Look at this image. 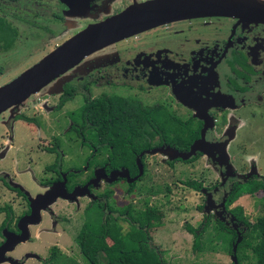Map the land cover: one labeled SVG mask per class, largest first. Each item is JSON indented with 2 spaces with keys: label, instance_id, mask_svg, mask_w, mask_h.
Returning <instances> with one entry per match:
<instances>
[{
  "label": "flooded vegetation",
  "instance_id": "1",
  "mask_svg": "<svg viewBox=\"0 0 264 264\" xmlns=\"http://www.w3.org/2000/svg\"><path fill=\"white\" fill-rule=\"evenodd\" d=\"M146 1L150 0H0V40L8 34L9 26L13 29L14 40L10 50H4L0 44V55L14 49L17 40L33 39L27 34L22 36L23 28L38 33L41 30L52 32V28L42 27L43 19L65 25L70 23L66 22L70 18L85 27L134 3ZM80 28L74 34L81 31ZM130 39L133 40L127 47L121 46V43H128L125 39L87 57L84 65L77 69H83L79 76H73L77 75L74 70L70 80L61 84L56 82V89L59 85L61 94L53 108L55 112L72 103L74 97H80L79 105L65 113L69 121L67 128L59 129L58 114L50 116L51 111L42 109L41 103H35V99L31 101L33 97L11 112L6 110L0 114V250L11 248L0 251V264H52L53 255L56 259H65L54 240L61 233L68 236L66 229L70 221L82 219L73 239L76 246L81 230L90 222L103 224L104 210L111 211L107 209L109 204L94 192L101 190V194H111L109 189L126 184L130 197L142 199L139 209L132 206L137 199L131 203L134 213H128L129 218L149 214L146 205L150 207L151 201L147 202L148 197L155 199L150 188L153 162L147 160L152 157H158L157 164L162 160L167 169L200 159L211 166L215 178L208 188L200 189L199 184L185 183L204 195L206 219L203 224L206 227L203 232L202 228L198 233L193 230L199 242L212 227L211 219L215 225L223 226V233L229 239L232 234L236 241L235 229L239 238L246 231L242 221L235 219L236 208L228 209L237 199L230 202V198L237 186L264 177L257 176L251 167L249 171L255 175L244 180L234 177L225 147L229 141L227 132H233L230 129L232 112L247 109L249 105L264 107V25L223 17L194 18L167 23ZM93 64L97 69L89 77ZM95 77L96 83L105 78L103 93L92 96ZM75 84H80L78 89ZM109 99L131 105L134 115L140 113L144 117V123L138 128L139 134L123 142L129 149L130 170L119 165L118 155L111 158L110 140L103 132H96L89 121L94 110L92 105ZM250 116L255 118L256 113ZM242 122L249 125L244 116ZM182 132H194V138L186 147ZM201 138L207 145L205 152L195 149L185 160L176 157L186 154ZM74 148H79V153L84 155L73 165L63 157L75 152ZM25 180L30 182L27 187ZM62 182L67 195L74 191L79 193L71 199H54L38 211L37 223L25 227L18 224L31 213L29 199ZM217 193L220 198L216 203L213 196ZM201 210L204 212L203 207ZM90 216L92 220H88ZM130 224L136 225L132 221ZM24 228L27 239L21 241ZM190 235L194 243V236ZM14 240L20 241L13 243ZM43 248L46 257L40 256Z\"/></svg>",
  "mask_w": 264,
  "mask_h": 264
},
{
  "label": "rangeland",
  "instance_id": "2",
  "mask_svg": "<svg viewBox=\"0 0 264 264\" xmlns=\"http://www.w3.org/2000/svg\"><path fill=\"white\" fill-rule=\"evenodd\" d=\"M46 15L50 16V14ZM43 20L42 27L46 28V30L52 28V32L48 33L47 31L44 32L41 30L39 34L37 31H25V28H23L24 31H22V36L25 37V34H27L33 37V39L25 40L23 38L17 40L14 44V49L7 54L0 55V87L30 68L57 46L68 40L69 35L74 34L80 27L84 26V24H76V21L74 23L70 18V21L66 20V22L70 23L65 25H59L52 20L51 23L46 19ZM85 27L80 29L83 30ZM36 36H38V38H36ZM130 38L126 39L128 43H121V46H129L128 44L133 40ZM96 53L97 52H95V54ZM85 61L86 58L65 75L61 76L59 80L57 79L41 89L39 91L41 93L35 94L36 96L31 95L26 100L29 102L28 100L33 97L31 101L35 99V103H41L40 107L42 109L45 108L47 112L51 111L50 116H57L58 114V119L61 120H59L58 123L59 129L67 128L69 121L65 118V113L79 105L80 97H74L72 103L64 105L59 111L55 112L56 109L53 108L57 105L58 96L61 94L59 85L56 89V82L59 81L61 84L70 80L72 77L70 73L77 70L78 67L83 66ZM94 65L95 64L90 67L89 71L91 72L87 76H93V71L97 69ZM82 70L83 69L75 71L77 75L73 76H79ZM68 73L70 75H67ZM103 79L100 83H96L98 80L96 77L92 80V82H94L92 84L96 85L92 86V96L103 93V91H101L104 85ZM122 81L123 80H121V83L124 82ZM75 86L78 89L80 84H75ZM14 108L15 107L10 108L7 112H11ZM252 113H256L255 118L250 116ZM232 114L233 123L230 129L233 130V132H227L229 141L225 147L228 166H232V169L229 170L238 180L247 179L249 176L255 174L259 177H264V107L261 108L255 105H249L247 109L244 108L233 111ZM243 116L248 118L249 125H245L242 122ZM19 130V132H23L22 129ZM60 134H62V132H60ZM78 149H72L75 152L66 154L65 156L67 157H63V159L70 160L72 163H79L84 154H80V150ZM62 153H64V150ZM157 158L158 157H152L151 159L147 158V160H152L153 162L150 170V188L155 199H151L149 196V201L147 200L148 203L151 201L150 207L146 205V208L150 210V220L148 222L150 227L146 229L145 240L141 243L149 250L157 253L163 264H232L231 255L227 254L223 248H221L219 241L214 238V231L212 230L216 227L214 219H211V222H214L212 223V227L207 229L199 242L200 251L194 249L193 238L187 231V227H189L196 231V233L200 232L201 228H204L203 223L206 216L204 214L205 206H203L204 195L199 190H193L194 188L192 185L185 183L190 182L199 184L200 189L206 188V186L208 188L213 178H215V174L210 168L211 166L208 165L204 159H200L190 164H176L172 169H167L163 166L164 163L162 160L158 162V164L155 162ZM74 164L75 163H73V165ZM250 167L255 169V174L249 171V169H251ZM24 183L26 187L30 185L29 180H26ZM109 190L111 194H101V190L94 192L96 196H100V199L103 198L102 201L109 204L107 209L111 210H104L103 217L101 216L103 224L107 221L109 224H112L119 233L126 235L130 229L133 228L130 224L128 213H134V210L131 209V203L134 202L137 197H130V195L127 194L129 188L126 184L114 186ZM262 196L263 194L260 192H256L253 195L240 196L231 203L228 209L232 210L238 208L240 210L238 218L240 216V219L244 220L248 225H252L256 222L257 218L262 216L261 203L259 202ZM219 198V193L214 195V202L217 203ZM141 201V198L137 199L136 204L132 206L138 207L136 209H139ZM202 207L204 212L201 210ZM92 218L93 217L90 216L88 220H92ZM231 220V222H233L234 218L231 217ZM81 221H70V225H67L66 231L69 232L70 235H67L70 236V238L64 233L55 237L56 241L54 240V242L58 244L59 248H61V252L66 257L63 260H59V263L63 261L61 264H86L81 257L78 246H75L73 242L79 226L81 225ZM245 228L246 230L248 229L247 227ZM235 232L236 237L239 238L237 229H235ZM106 245H111V242L107 239ZM24 247L26 249V245ZM28 247L29 245H27V249ZM224 247H226V245ZM43 250L44 248L41 249V251ZM40 256L46 257V250L41 252ZM97 261L100 264H105V257L102 253H97ZM241 264L252 263L250 260H245L242 261Z\"/></svg>",
  "mask_w": 264,
  "mask_h": 264
},
{
  "label": "water",
  "instance_id": "3",
  "mask_svg": "<svg viewBox=\"0 0 264 264\" xmlns=\"http://www.w3.org/2000/svg\"><path fill=\"white\" fill-rule=\"evenodd\" d=\"M206 17L231 18L243 23L264 25V1L150 0L140 4L134 3L101 22L86 26L16 78L1 86L0 114L23 104L29 96L37 94L45 86L76 67L82 60L105 47L167 23ZM205 147L207 145L201 138L186 154H178L176 157L185 160L194 153L195 149L205 152ZM76 192L67 195L63 182L53 185L42 195L28 200L31 213L22 218L18 224L25 227L27 224L37 223L39 210H43L56 198L71 199ZM25 230L26 228L22 229L20 234L23 236L24 232V238L17 239L21 238V241L27 239ZM20 240H14L13 243ZM238 241L239 238L231 249L232 264H237L234 254ZM10 249V247L5 250L3 248L0 251Z\"/></svg>",
  "mask_w": 264,
  "mask_h": 264
},
{
  "label": "trees",
  "instance_id": "4",
  "mask_svg": "<svg viewBox=\"0 0 264 264\" xmlns=\"http://www.w3.org/2000/svg\"><path fill=\"white\" fill-rule=\"evenodd\" d=\"M8 34L0 44L4 50H10L13 46V38L11 36L13 29L9 26ZM94 110L90 113L89 121L93 124L96 132H103L104 136L110 140L113 147L111 158L115 159L118 155L119 165L130 170L129 166V149L124 146L123 142H128L129 139L139 134V125L144 123V117L140 113L134 115L133 107L125 104L117 99L99 100L92 105ZM142 116V117H141ZM176 135L177 132H169ZM185 135V147L189 141L194 138V132H182ZM114 164V161L113 163ZM114 167L117 164L113 165ZM192 187V186H191ZM257 191L263 193L259 200L261 203L262 216L257 218L256 222L248 225L244 220L238 218L239 209H235V218L242 221L243 225L248 229L239 238L235 247V258L237 264L242 261H251L252 264H264V178L260 180L252 179L246 183L237 186V191L230 198V202L238 198L240 195H253ZM107 220V219H106ZM149 214H141L137 217H131L133 228L126 235L119 233L112 224L107 221L104 224L90 222L85 226L79 237L76 239L77 246L81 253V257L86 264H100L97 261V253H102L105 257V264H163L157 253L149 250L141 242L145 240L146 229L150 227ZM147 227V228H146ZM202 229V232L205 230ZM214 231L215 240L222 241L221 248L231 255V249L236 242L233 238H227L224 235V228L220 224L212 229ZM187 231L194 236L193 247L195 250H201L198 237L195 232L187 227ZM106 239L111 242V245H106ZM233 240L235 242H233ZM233 242V243H232ZM226 245V247H224ZM53 252L55 250H52ZM52 264H57L59 260L56 255ZM61 261L59 264H61Z\"/></svg>",
  "mask_w": 264,
  "mask_h": 264
},
{
  "label": "crops",
  "instance_id": "5",
  "mask_svg": "<svg viewBox=\"0 0 264 264\" xmlns=\"http://www.w3.org/2000/svg\"><path fill=\"white\" fill-rule=\"evenodd\" d=\"M25 181H26V180H25ZM25 181H24V182H25Z\"/></svg>",
  "mask_w": 264,
  "mask_h": 264
}]
</instances>
